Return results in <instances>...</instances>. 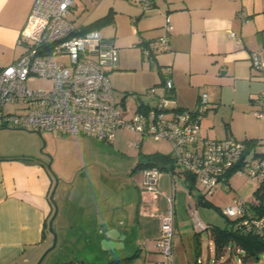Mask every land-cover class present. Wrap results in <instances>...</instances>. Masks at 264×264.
Instances as JSON below:
<instances>
[{
    "label": "crops",
    "instance_id": "crops-1",
    "mask_svg": "<svg viewBox=\"0 0 264 264\" xmlns=\"http://www.w3.org/2000/svg\"><path fill=\"white\" fill-rule=\"evenodd\" d=\"M137 2L140 3V0ZM33 3L34 0H0V68L17 59L24 51L25 46L19 43V39ZM133 8L137 20L141 14H136L137 7ZM150 8L149 15L140 19L143 30L132 31L133 37L138 40L134 45H141L142 56L137 59L138 66L148 64L152 74L151 79L139 89L162 86L167 76L172 80L177 106L188 109L197 106L200 90L206 92L210 89L212 99L209 102L206 97L207 105H214V111H218L219 106L228 105L232 112L229 121L224 122L223 132L211 130L214 135H220L219 139L233 136L236 139L241 137V140L264 137V120L256 117L258 120L249 119L243 112L258 109L259 95L264 91V75L251 67L249 60L251 51H259L264 58V0H153ZM113 10L110 9V12ZM240 12L245 14L244 20L238 17ZM166 15L172 28L167 42L159 44L157 39L165 34ZM153 28L156 29L151 30ZM231 30L239 35L240 41L228 36ZM111 39L114 43V38ZM158 46H162L165 53L157 54ZM145 47L151 48V56L144 54ZM145 57L147 63L143 61ZM208 63L215 64L220 73L230 76L231 95L225 96L223 86L217 91V87H209L204 82L197 86L193 84V78H199ZM127 65L120 55L114 70H131ZM188 88L195 93L194 98L184 97V89ZM124 93H128L127 90ZM149 96L152 97L150 104H153L156 97ZM137 100L139 105L140 101L149 103ZM208 108L200 120L207 127L210 121ZM239 115L244 120V128H239ZM71 136L79 138L87 135ZM129 147H132L130 142ZM55 159L56 156L49 153L45 158L0 153V264H35L45 252L49 238L45 225H48L54 212L49 196L55 177L58 183L53 201L57 213L53 221L60 214V208L63 215L75 211L77 216L67 226L77 230L78 240L84 246L81 259L71 260L70 264H81L80 261L106 264L133 254H144L149 260L154 258V262L160 259L157 248L159 223L151 214L165 209L169 197L175 200V174L160 172L156 197L145 195L142 199L140 189L136 196H131L120 179L87 160H83L80 167L75 165L77 171L73 175H79L83 179L80 181L79 178L67 177L63 162H57L55 167ZM49 161L53 166L52 172L47 168ZM86 171H89L88 174ZM177 174L181 179L188 180V173L179 170ZM198 199L201 204L202 199ZM188 207L191 208V204ZM177 223L174 208L173 264H195V238L187 231L189 225H182L184 235L179 230L177 232ZM191 228L195 230L197 226L191 225Z\"/></svg>",
    "mask_w": 264,
    "mask_h": 264
},
{
    "label": "built area",
    "instance_id": "built-area-1",
    "mask_svg": "<svg viewBox=\"0 0 264 264\" xmlns=\"http://www.w3.org/2000/svg\"><path fill=\"white\" fill-rule=\"evenodd\" d=\"M151 2L140 0L143 12ZM73 4L74 0H34L19 39L24 51L0 68V128L32 126L106 142H111L118 130L127 128L142 137L167 140L177 170L193 176L208 193L218 188L231 190L229 177L234 174L264 182V138L250 146L233 136L212 139L202 135L200 120L207 108L206 97L200 96L194 109L178 107L172 80L167 76L162 81V93L156 94L153 88L147 91L156 97L153 104L142 102L130 117H125L126 107L122 108L121 99L115 97L107 75L118 65V49L113 39L104 37L100 30L85 29L84 23L70 20ZM238 17L244 20L245 14L240 12ZM164 28L165 34L157 39L159 44L167 42L172 28L167 15ZM228 36L241 40L233 30ZM151 51L150 47L143 49L148 56ZM249 60L251 67L264 75L260 52L251 51ZM34 75L50 79V87H29L27 79ZM259 99L260 106L252 114L264 120V91ZM130 144L139 147L140 141L131 140ZM160 172L157 167L143 169L142 199L145 195L156 197ZM251 205L255 204L234 198L221 212L240 219L246 231L264 239V213H253ZM151 216H156L159 223L157 248L163 256L161 264H173V197L168 198L165 209ZM195 225L206 228L198 220Z\"/></svg>",
    "mask_w": 264,
    "mask_h": 264
},
{
    "label": "rangeland",
    "instance_id": "rangeland-1",
    "mask_svg": "<svg viewBox=\"0 0 264 264\" xmlns=\"http://www.w3.org/2000/svg\"><path fill=\"white\" fill-rule=\"evenodd\" d=\"M134 6L137 7L136 12L138 13L136 14H141V17L137 20L134 16ZM110 9H114V12H110ZM151 9L143 12L141 4L137 0H75V6L68 15V18L73 20V22H82L86 25L100 21L108 15L107 20L97 26L96 29L100 30L103 36L114 38V45L118 49L119 58L122 55L123 59L129 64L127 66L131 68V70L109 69L107 74L115 97L118 100L121 99L122 108L124 106L126 107L123 111L125 117H130L137 110L139 105L137 99L149 103L152 101V97L147 94L150 88H153L156 94L163 92V86L161 85L139 89L142 84L151 79L152 74L148 68V64H145L144 67L138 66L137 59L142 56L141 45H134L138 40L133 37L132 31L133 29L143 30L140 19L143 16L149 15ZM154 29L156 28L151 30ZM156 53L162 54L165 53V50H162V46H158ZM147 60L145 57L143 61L147 63ZM206 68V70L202 71L199 78H193V84L197 86L204 82L209 87H217V91L223 86L225 96L231 95L233 88L230 86V76L225 72L224 74L220 73L218 66L213 63H208ZM27 85L34 89H47L51 85V80L34 75L27 79ZM132 88L137 90L133 91ZM124 90H127L128 93H124ZM194 94L189 88L184 89L185 98H194ZM200 94V96L208 97V101L212 99L210 89L208 91L206 90V92L205 90H200ZM207 106L210 107L207 110L210 113V121L208 127L203 125V121H201V132L208 138L214 137L219 139L220 135H214L213 131L218 130L223 132L224 122L229 121L232 116L231 108L228 105L219 106L218 111H214V105L208 103ZM6 109L14 111L13 107H6ZM243 112L248 115L249 119L258 120L253 116L252 111L248 112L246 109ZM240 113L242 114V112ZM237 118L239 128H244L245 124L242 116L239 115ZM203 119L205 120L206 118ZM212 129L213 131H211ZM80 137L59 135L45 130H38L32 126H8L0 128V153L2 155H34L43 158L47 157L48 153L52 154V156L54 154L56 156L54 166L57 167V162H63L66 165L67 177H73L75 179L79 178V175L77 177L76 173L73 175V172L77 171L76 166L80 167L81 162L87 160L88 163H92L91 165L100 166L120 179L126 187L125 189H127L128 194L133 197L137 195V190L143 187V169L137 168L139 161L143 160L142 158L149 154L171 153V145L167 140L162 138L155 139L150 135L142 137L127 128L118 130L115 138L111 142L97 140L87 136ZM130 139H134L136 142L140 141V146L129 147ZM237 139L241 140L242 138ZM85 150L86 152H84ZM88 156H90L89 159ZM50 166V169L53 170V166L51 164ZM88 172L86 171V174ZM175 179L174 208L178 217L177 225H179L177 232L179 230V233L184 235L185 232L182 225H189L188 230L187 228L185 230L195 238L194 242L198 246L197 255L200 259L199 263L241 264L235 248L232 252L226 248L222 256L216 258L210 226H224L225 215L220 211L232 203L234 198H240L249 204L259 205L261 198L257 195L256 190L260 185V181L245 174H234L229 177V182L232 186L231 190L225 191L222 188H218L208 193L201 188L197 180L194 182L191 180H183L177 173L175 174ZM79 180L83 181L81 178ZM199 197L203 198L204 204L198 203ZM189 204H191V208L188 207ZM59 210L60 214L52 223V230L50 231L48 228V245L44 251L47 249L50 250L41 264H59L69 259L80 260L83 255L84 246L83 242L81 243L78 240L79 233L77 230L71 228L72 226H70L71 229L67 226L68 222H73L77 216L75 211H69L67 215H63L61 208ZM193 211L195 212L193 213ZM230 219L233 218L230 217ZM197 220L203 223L204 226L208 225L209 227L193 230L191 225H195ZM53 234L56 236L55 244ZM159 255L160 259L156 260V262H154V258L149 260L144 254L137 255L132 259L131 264H161L163 256L161 253ZM191 262L193 263V261ZM256 264H264V257H260Z\"/></svg>",
    "mask_w": 264,
    "mask_h": 264
},
{
    "label": "trees",
    "instance_id": "trees-1",
    "mask_svg": "<svg viewBox=\"0 0 264 264\" xmlns=\"http://www.w3.org/2000/svg\"><path fill=\"white\" fill-rule=\"evenodd\" d=\"M152 4L153 2H151L150 7ZM107 16H105L100 21H95L94 23L85 25V29H91L94 27L96 28L101 23H104L107 20ZM258 139H244L243 141L247 145L254 146ZM142 159L143 160L139 161V163L137 164V168L145 169L150 167H157L161 172H168L171 175L178 173L177 165L174 163V160L170 154L153 153L144 156ZM186 177L192 182L195 181L194 177L190 176L189 174H187ZM256 193L261 198V202L259 205H251V208L253 210V213H264V182L260 183L259 187L256 190ZM200 198L202 199L201 204H204L205 202L203 198ZM207 227L209 226L207 225L206 228ZM45 229L48 230V225H45ZM210 230L216 258L221 257L223 251L226 248L230 249V252H232L234 248L237 250L241 264H256L260 257H264V239H262L256 233L246 231L244 227L240 225V219H230L229 217L225 216L224 226L211 225ZM197 249L198 246L196 244L195 264H200L197 261ZM134 257L135 254L110 260L106 264H131V261ZM72 262L73 261L69 260L61 262L59 264H70ZM80 263L90 264L84 263L83 261H80Z\"/></svg>",
    "mask_w": 264,
    "mask_h": 264
},
{
    "label": "water",
    "instance_id": "water-1",
    "mask_svg": "<svg viewBox=\"0 0 264 264\" xmlns=\"http://www.w3.org/2000/svg\"><path fill=\"white\" fill-rule=\"evenodd\" d=\"M141 103H142V101H140V104H141ZM47 168L52 172V170L50 169V164H49V163L47 164ZM57 183H58V179H57V177H55V183H54V185H53V187H52V189H51L50 196H49V197H50V201H52L53 204H54V212H53V214L51 215V217H50V219H49V222H48V228H49L50 231L52 230L53 219H54V217H55V215H56V213H57V206H56V204H55L54 201H53V196H54V192H55V190H56ZM53 235H54L53 240H54V244H55L56 236H55V234H53ZM49 250H50V249L45 250V252H44V253L41 255V257L37 260L36 264H41V263H42L44 257H45L46 254L49 252Z\"/></svg>",
    "mask_w": 264,
    "mask_h": 264
}]
</instances>
